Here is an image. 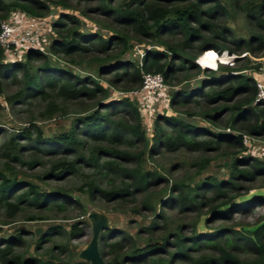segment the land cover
<instances>
[{"label":"trees","instance_id":"16d2710c","mask_svg":"<svg viewBox=\"0 0 264 264\" xmlns=\"http://www.w3.org/2000/svg\"><path fill=\"white\" fill-rule=\"evenodd\" d=\"M35 0H0V19L5 18L9 11L16 10L30 17H39L32 9ZM37 3V1H35ZM63 6L66 3L58 1ZM94 12L111 17L117 26L131 27L134 32L148 39L165 44L167 49L174 54L190 53L199 55L207 50L209 53L201 55L197 63L211 69L217 68L215 51L210 49L226 47L229 39V28L225 26L222 18L230 10L238 11L244 19L247 28L259 30L264 35V0H230L229 4L222 0H97ZM42 9L45 5L39 3ZM69 23L75 21L73 16H61L52 23L57 33L52 39L48 50L51 54H61L69 64L78 63V56L88 52L96 45L104 57L98 62H109L101 65L99 73H112L108 84L117 81H129L138 84L140 71L161 73L164 82L170 80L182 69L199 72L200 67L186 59H181V64L173 66V61H163V53L153 50L142 60L140 66L130 65L128 61H120V55L109 53L111 48L127 47V37L124 33H114L113 36L104 38H88L76 28H66L63 19ZM76 22V21H75ZM180 36L175 38V44L164 40V36ZM260 37L256 35L246 39V45ZM255 39V40H257ZM237 41V40H236ZM90 42V43H89ZM262 43V42H260ZM179 52V53H177ZM27 59L42 57L35 50H26ZM4 51L0 46V94L2 86L8 81L17 85V90L4 97L5 102L24 101L28 97L37 96L45 99L52 92L56 100H48L45 110L48 115L54 114L57 108L65 104L78 105L81 101H90L91 107L85 109L81 115L72 119L68 131L65 133L44 137L38 130L32 133L29 127H23L11 133L0 144V157L4 159V167L0 168V206L4 207L5 215L13 216L23 210V206L33 207L38 212L65 211L68 197L60 192L38 189L35 185L18 180L8 165L10 162L26 164L28 168L40 167L42 173L37 178L41 180H62L66 175H76L83 182L78 190L86 194L89 200L96 195L111 200H129L153 188L159 183L156 171L142 170L138 165L145 153L154 157L161 152H175L186 150L190 152L219 151L223 145H234L242 150V132L251 136L264 138V100L256 101L255 79L241 74L225 73L222 76L211 74L209 80L193 89H177L169 95L170 108L188 104L206 105L208 109L200 113L205 120L210 122L214 130L201 127L195 123L184 121L175 117L169 111L159 113L153 123L152 135L147 140V129L142 123L141 112L138 105L128 97L109 98L105 89L94 82L89 76H75L51 66L48 61L39 65L30 63L21 64L15 59L5 61ZM21 72L17 75V72ZM212 72V71H210ZM140 84H138L140 87ZM137 87V88H138ZM221 103V104H220ZM228 104V105H227ZM88 110V111H87ZM90 110V111H89ZM186 118L195 114L191 111L183 112ZM224 119V126H229L238 134L221 131L219 123ZM245 122L246 125L239 127ZM88 139L97 142L89 146V152L83 153ZM23 141V142H21ZM244 144V143H243ZM246 145V144H244ZM136 150L129 151L132 147ZM28 151V158L23 159ZM242 153V151H241ZM44 154L53 157L44 160ZM49 158V157H48ZM47 158V159H48ZM239 162L238 168L235 165ZM134 166L130 167V165ZM86 170V171H84ZM231 179L220 180L213 177L201 179L187 190L174 186L172 191L176 195H168L163 202H173L190 211L207 209L208 219H225L232 217L233 213L247 210L257 200L264 199V195H251L242 202L235 201L234 195L240 192V186L233 178L240 177L246 183H253L259 178H264V158H255L250 155H240L235 158ZM117 180V181H116ZM158 180V182H156ZM176 189V190H175ZM246 189V188H245ZM159 203V200H157ZM145 206L155 208L150 201L144 200ZM163 208V207H162ZM25 220L46 219L44 215L23 216ZM205 220V222H207ZM213 223V222H212ZM211 223V224H212ZM78 223H73L66 232L60 225H50L37 238L35 248L40 243L55 241L58 237L66 240L73 238L81 231ZM206 226V225H205ZM145 228V233H159V224L154 222ZM180 229V228H179ZM189 236H184L175 231L172 247L168 236L159 238L143 246L135 243L129 235L117 237L115 231L103 229L97 238V247L102 259L108 256L106 264H264V217L251 226L225 227L211 226L199 231L192 228ZM155 233V232H154ZM16 233L5 238H0V262L2 264H33L36 259L23 256L16 252L23 240ZM173 234V233H172ZM153 239V238H152ZM208 247L216 255L194 254ZM59 251L53 247L45 250L47 261H36L38 264H86L72 259H61L70 256V250L59 244ZM172 248V249H171ZM250 253V259L242 260L238 253ZM23 256V257H22ZM181 264V263H179Z\"/></svg>","mask_w":264,"mask_h":264},{"label":"rangeland","instance_id":"374dc122","mask_svg":"<svg viewBox=\"0 0 264 264\" xmlns=\"http://www.w3.org/2000/svg\"><path fill=\"white\" fill-rule=\"evenodd\" d=\"M37 1V3L35 2ZM32 3V9L39 14L40 23L36 24L35 31H32V35L35 37L36 41L33 46L27 49L35 50L39 52L42 57H36L27 59L26 50H21L18 52L11 51L9 54H4L5 61L9 58L20 61L21 64L30 63L33 65H39L43 61H48V63L56 68L64 69L66 72L73 74L75 76H89L94 82L101 85L108 95L109 98H119L128 97L131 101L138 105L139 111L141 112L142 123L147 129V140H150L153 121L155 117L162 112L169 111L175 117H180L184 121L195 123L201 127H205L214 130L215 127L212 126L210 122L205 120L200 113L203 112L204 108L208 107L203 103L202 105L188 104L185 106H176L170 108L166 105V109L162 108L163 104H158V109L155 107L154 103L150 107V110L144 111V100H139V97L132 96L130 91H134L139 86L138 84L142 81V75L146 73L145 71H140V80L138 84H133L129 81L131 75L126 79L127 81H117L115 84H108V80L111 78L112 73H99V68L101 65H106L107 62H98V59L103 58L104 52H100L96 45L92 46L88 52L83 55L76 57L79 59L76 64H69L66 62L61 54L54 55L48 50L49 44L52 39H56L57 31L52 28V23L58 20L61 16H73L75 21L69 23L67 18L63 19L66 28H76L77 31L81 32L83 35L88 36V38H108L114 35V33H124L127 37V47L121 53L120 50L123 48H111L109 53L120 55V61H128L130 65L140 66L142 64L143 58L146 54H149L153 50L163 53V61L172 60L173 66L177 67L181 64V59L185 60V66H189V61L195 63L201 70L199 72L188 71L182 69L176 73V76L170 80L169 95H172L174 90L177 89H193L198 87L200 83L212 78L210 75L215 76L223 74H241L248 77H252L256 80H261L260 70L261 65L264 64V35L261 34L256 28H247L244 23V19L238 11L230 10L229 14L223 19L225 26L229 28V39L226 40L227 44L232 52L224 48H211L212 50L219 51L220 54H225L228 56L229 60L227 63L218 62L217 68L215 70L208 67H201L196 63V59L207 50L201 52L199 55H192L195 51H190V53H180L174 54L167 49L165 44L161 42H156L155 40L148 39L141 34H137L131 27L122 28V26H117V24L112 20L111 17H106L102 13L94 12L93 8L97 7V0H35ZM58 1L66 3L63 6ZM229 4L230 0H222ZM39 3L45 5L46 8L42 9ZM16 10H11L8 12L12 14ZM7 16L5 18H7ZM4 19V18H3ZM1 21V19H0ZM256 35L260 37L261 40L258 41L254 38V41L249 45H246V39L251 36ZM180 36H164V40L175 44V38L179 39ZM257 39V40H255ZM237 40V41H236ZM262 42V43H260ZM179 53V52H177ZM212 71V72H210ZM21 72H17L20 75ZM257 88V86H256ZM17 85L7 80V82L2 86V94H0V144L4 141L11 133L23 128L29 127L31 124L33 127H29L32 133L36 130L42 136L54 137L56 135L65 133L71 126L72 119L81 115L85 109L91 107V102L83 100L78 105L65 104L60 108L56 109L54 114L48 115L45 110L47 101L55 100L60 104L59 100L55 99L52 92L45 99H41L37 96L28 97L24 101H14L12 103H7L4 97L12 94L17 90ZM257 92V91H256ZM166 98H168L166 96ZM142 99V97H141ZM221 104V103H220ZM154 105V106H153ZM228 105V104H227ZM88 111V110H87ZM90 111V110H89ZM185 111H191L195 115L191 118H186ZM149 113V114H148ZM228 115L226 114L223 120L218 121L219 129L221 131L232 132L233 134H238V131L232 130L229 126H224V119ZM246 125L245 122L239 124V127ZM242 145L245 149H240L234 145H223L221 150L212 152H190L186 150H178L175 152H161L159 155L154 157L147 156L146 150L142 157L141 162L135 167H140L142 170L156 171L159 175V183L153 184V188L150 191L136 196V198H131L129 200L119 201L111 200L103 196L96 195L92 200L78 190V187L83 182L82 178H79L80 173L77 172L76 175L68 176L66 175L62 180H41L37 178L42 173V168H28L26 164H17L15 162H10L8 165L12 167L13 171L6 173L10 175L11 173L21 181L23 184L29 183L35 185L38 189L60 192L68 197V204H66L65 211H49V212H38L33 207L23 206V210L14 214L13 216L5 215L4 207L0 206V238H5L8 235L18 233L23 242L20 247L16 248V252L23 256H30L36 261H47L49 258L45 253V250L49 247H53L59 251V244L69 248L71 255L63 256L61 259L69 258L74 261H80L89 264L88 261L79 259L78 253L82 248H85L91 239L94 237V233L98 236L103 229H111L115 231L117 237H122L123 235L131 236L135 243L139 246H143L152 242H146L149 240L154 241L157 236L162 238L168 236L170 242L169 246L172 247L173 237L175 231H179L184 236H189L192 228L202 231L205 227L220 226L225 227L236 226L237 229L242 226H251L256 221L261 220L264 217V199L257 200L253 204L243 205L249 206L245 211L240 210L239 212L233 213L232 217L225 219H207V209L203 208L197 213L196 211H190L186 209H180V205L174 204L173 202H168L165 204L163 202L164 198L168 195H176L175 191H172L173 187H180L182 190H187L188 186H194L201 179L207 177H213L215 179H231V170L233 169V163L235 158L240 155H250L255 158H264V138L260 136H251L246 132H242ZM86 147L83 153L89 152V146L94 145L97 142L85 139ZM23 142V141H21ZM137 147H132L129 151L136 150ZM242 151V153H241ZM28 151L24 153L23 159L28 158ZM44 160L53 159L51 156L44 154ZM49 157V158H48ZM48 158V159H47ZM4 159L0 157V168L4 167ZM237 165L238 168H241ZM134 164L130 165V167ZM86 171V170H84ZM233 180L241 185L240 192L234 197V200L242 202L244 199H248L251 195H264V178H259L253 183H246L240 177H234ZM117 181V180H116ZM158 182V180L156 181ZM175 188V187H174ZM246 188V189H245ZM176 190V189H175ZM150 201L154 205V209L147 208L145 206L144 200ZM159 200V203L158 201ZM163 207V208H162ZM90 214H94L95 217H89ZM28 215H44L46 219H35V220H25ZM205 220L207 222H205ZM159 224V233L156 230L153 232L145 233L146 226L152 224ZM213 222V223H212ZM73 223H78L81 231L77 233L73 238L66 240L65 237H58L55 239L56 242L50 241L49 243H40L37 248H35V242L37 238L44 232V230L50 225H60L66 232ZM212 223V224H211ZM206 225V226H205ZM180 228V229H179ZM155 232V233H154ZM173 233V234H172ZM17 234V235H18ZM153 238V239H152ZM172 249V248H171ZM198 252L194 255H216L217 253L209 251L210 248L202 246ZM242 260L250 259V253H238ZM22 256V257H23ZM108 256H105L102 260L104 264L108 262ZM68 260V259H67ZM33 261V264H38V262ZM183 264L184 262H178V264Z\"/></svg>","mask_w":264,"mask_h":264},{"label":"built area","instance_id":"2783aa9c","mask_svg":"<svg viewBox=\"0 0 264 264\" xmlns=\"http://www.w3.org/2000/svg\"><path fill=\"white\" fill-rule=\"evenodd\" d=\"M39 23V18L30 17L18 11L2 19L0 21V46L4 53L9 54L12 50L18 52L24 48V50H27L33 46L36 39L32 35V31H35L36 24ZM216 52L220 54L218 50ZM259 70L261 80H256V101L264 100V64L261 65ZM169 89L161 73L146 72L142 75L141 86L134 91H130L129 94L139 97V100H144V111L147 110L148 112L153 103L155 105L153 109L156 107L158 109L160 103L163 104L162 108L166 109L169 100ZM0 264L2 263L0 262Z\"/></svg>","mask_w":264,"mask_h":264},{"label":"water","instance_id":"95a60500","mask_svg":"<svg viewBox=\"0 0 264 264\" xmlns=\"http://www.w3.org/2000/svg\"><path fill=\"white\" fill-rule=\"evenodd\" d=\"M89 217L94 218L95 215L90 214ZM97 238H98V234L94 233V237L91 239L88 245L79 251L78 253L79 259L88 261L89 264H104L102 257L100 256L99 251H98Z\"/></svg>","mask_w":264,"mask_h":264},{"label":"bare ground","instance_id":"6f19581e","mask_svg":"<svg viewBox=\"0 0 264 264\" xmlns=\"http://www.w3.org/2000/svg\"><path fill=\"white\" fill-rule=\"evenodd\" d=\"M215 51V50H214ZM207 53H209V51L208 52H206V53H203V54H207ZM203 54H201V55H203ZM200 55V56H201ZM225 54H218L216 51H215V56H216V58H217V64H218V62H224V63H227L228 62V60H229V58H228V56H224ZM199 56V57H200ZM198 57V58H199ZM197 58V59H198ZM197 59H196V61H197ZM219 59H220V61H219Z\"/></svg>","mask_w":264,"mask_h":264},{"label":"clouds","instance_id":"9594fccd","mask_svg":"<svg viewBox=\"0 0 264 264\" xmlns=\"http://www.w3.org/2000/svg\"><path fill=\"white\" fill-rule=\"evenodd\" d=\"M201 66V65H200ZM201 67H203V66H201ZM213 70H215V69H213Z\"/></svg>","mask_w":264,"mask_h":264}]
</instances>
